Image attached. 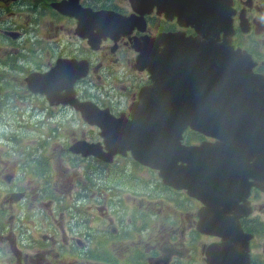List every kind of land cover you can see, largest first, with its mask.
I'll use <instances>...</instances> for the list:
<instances>
[{"label":"water","instance_id":"95a60500","mask_svg":"<svg viewBox=\"0 0 264 264\" xmlns=\"http://www.w3.org/2000/svg\"><path fill=\"white\" fill-rule=\"evenodd\" d=\"M207 1L131 0L139 5L137 12L158 7L168 17H179L181 26L193 25L199 36L161 34L139 44L142 70L153 84L141 91L130 118L77 104L72 90L68 102L116 148L105 161L131 151L137 161L158 169L163 183L186 190L204 205L198 230L224 241L216 261L248 264L251 236L243 233L241 218L252 213L251 188L264 193V76L253 72L247 51L232 45L227 0ZM188 127L215 142L184 145ZM76 148L84 155L97 153L96 146L84 143Z\"/></svg>","mask_w":264,"mask_h":264},{"label":"rangeland","instance_id":"374dc122","mask_svg":"<svg viewBox=\"0 0 264 264\" xmlns=\"http://www.w3.org/2000/svg\"><path fill=\"white\" fill-rule=\"evenodd\" d=\"M41 2L48 3L49 7L54 8L64 2L69 3L71 0H10L7 3H0V62H3L8 57L9 52L15 53V51L17 55L13 57L14 59L26 60L33 56L36 58V63L43 65L46 61L54 64L57 57L71 54L79 62H88L94 68L93 76L79 84L82 87L81 92L84 97L81 100L93 102L104 110L110 109V106L117 109L116 103L118 102L129 108L136 101L139 91V89L135 90L130 85L139 77L133 44H128L127 47L125 40L120 38L121 42L114 52L112 51L113 46L102 47L99 43L94 42L95 48H91L86 42L81 44L76 39L78 25L72 24L68 20L69 16L62 14L55 8V10L52 9L51 11L49 9V13L43 14H41L44 11L43 8H41V12L39 10L33 11V8ZM116 5L130 9L128 14L133 12L130 0H82L81 7L84 9L90 7L94 10L104 9L118 12ZM236 8L238 10L233 17L238 21L242 16L245 33L248 32L243 37L242 30H239L237 42L243 49L254 48L257 51V55L261 58L260 64H262L264 63V25L261 23L264 21V0H238ZM254 22L259 24L254 28V31H251L247 24H253ZM15 34H19V37L15 39L16 43L12 45L11 37L14 38ZM26 43L33 44L34 51L23 55L20 49ZM122 46H126L127 51L119 57L117 50ZM43 47H46L49 51L48 55L43 52ZM73 57L62 59L71 61ZM20 66L24 71L14 74L0 65V139L2 135L8 134L16 136L19 140L28 138L32 140L26 141L28 148L36 149L39 145L45 146L47 142L46 139H42L45 127L50 126L54 130H58V127L52 117H47L49 113L46 112V105H44L40 97L36 98V101L30 100L35 97L29 96L31 92L22 85L27 77V72L23 62L20 63ZM12 81L15 82V85ZM14 93L16 94L14 98L8 100L1 98L6 96V94ZM25 97L28 99L26 100ZM110 97L113 98L112 102L109 100ZM68 113L69 111L64 110V113L59 116V121L65 126L64 144H71L73 133L79 134L80 141L84 140V133L87 135L88 140H92L93 129L91 125L82 115H68ZM96 130L101 133L99 128ZM59 143L62 144V141ZM88 143L90 142L88 141ZM53 147L54 145L47 150L48 153L46 151L47 155L49 154L51 165L53 164ZM16 162L20 166L21 161ZM114 162L117 166V163H123V160L117 159ZM126 169L130 173L135 174V177L127 179L122 174L112 171L103 181L96 180L95 189L87 192L82 199L76 198L74 193L78 191L80 182L85 180L84 171L70 172L62 163L59 170L50 171L48 186H46L44 180H41V176L38 175L36 177L34 181L36 188L44 184L40 191L44 192L47 187L49 197L54 199L58 197L66 198L67 207L69 208L63 218L49 214V241L47 247L33 257L37 264H87L83 258H76L73 252V247L77 248L74 243L78 241L79 230H84L87 235H90L93 251H97V247L100 249L96 253L97 259L92 261L91 264H106V260H110L115 264H125L131 261L130 259L125 260L123 257L115 258L116 248L124 239L123 233L127 232L126 228L119 227L117 224V219L128 213V211L124 210L131 209L135 205L152 204L153 201L159 199L161 201H169L173 206L182 204V202L178 200V197L168 196L169 193L163 188L155 189L150 184L153 175L149 170H142L140 166L132 161H129L126 165ZM72 175L76 176L77 179L73 180V182L66 181V178ZM14 183H19L17 175L8 185L12 186ZM73 184H76L77 187L73 186ZM106 193H118L120 199L116 200L110 195L104 196ZM112 201L121 202L123 207H112L109 204ZM2 204H4V200H0V207ZM256 205L257 209L253 214L256 223L251 220L247 223V229L252 230V232L254 230L259 231L260 236L257 244L260 247L256 249L257 262L258 264H264V253L262 250L264 247V200ZM49 206L50 213L51 208ZM54 208H56L55 202ZM1 209L3 212L8 211L7 207L6 209ZM104 209L108 211L106 212ZM141 211L144 215V229L150 230L147 219L151 218L154 213L149 206L144 211L141 209ZM164 214L165 211H162L160 216L163 217ZM188 215V213H185L181 216L179 228L186 224L185 218ZM0 220L7 224L4 214H0ZM37 224L34 215L25 221V227L32 230L37 229ZM100 234L103 235L104 239L101 238ZM29 241H23L21 244L25 245ZM123 246H126V244L123 243ZM80 252L84 257H87L85 249L83 251L80 250ZM0 264L13 263L0 262ZM18 264L21 263L18 262Z\"/></svg>","mask_w":264,"mask_h":264},{"label":"flooded vegetation","instance_id":"af4514ba","mask_svg":"<svg viewBox=\"0 0 264 264\" xmlns=\"http://www.w3.org/2000/svg\"><path fill=\"white\" fill-rule=\"evenodd\" d=\"M9 1L10 0H0V3H7ZM43 3L41 2L33 8V11L35 12L36 10H39L41 12V8L44 10L41 14L49 13V9L52 11L53 8L49 7L48 3ZM176 3L177 0H174V5H176ZM207 3L208 5H211L214 1L208 0ZM60 5H62L63 8H58L57 10L62 14L69 16L68 20L72 24L78 25L77 35L79 37L76 35L78 42L81 44L86 42L90 45V39L96 37L97 35L96 16L94 15L93 10L90 7L87 9L82 8V0H71L69 3L64 2ZM220 14L223 15V11ZM146 21L150 34H153L155 31L174 32L177 30V28H175L177 23L173 19L158 17V20H151V16H148ZM237 27L240 30L243 28L240 23H238ZM18 37L19 34L14 35L12 45L16 43L15 39ZM109 39H105V41L103 39V45L105 47H110L116 44L113 39ZM121 40H123V38ZM121 40L117 43H120ZM131 42L133 46L136 44L134 40L127 38L125 45L128 47V44H131ZM42 50L47 55L49 54L46 47H43ZM250 50L252 54L256 56L257 51L254 48H251ZM33 51V44L30 43L22 45V48L20 49V52L23 55H26L28 52L32 53ZM15 55H17L16 51L15 53L9 52L8 57L3 62H0V65L4 68H10L12 71L16 67H19L20 70L24 71V69L20 66V63L23 62L26 68L27 77L24 79L22 85L29 92H31L29 87L32 85L34 92L37 94L34 95L31 92L29 96L35 98L30 100L36 101V98L38 97L42 99L44 105H46L45 110L49 113L47 114V117H52L56 121L59 131H53L51 137L45 144L46 151L54 145L52 151L53 164L51 165V169L49 168V154L47 155L48 151L47 153L46 151L41 152L32 162H30V155L28 151L32 149H29L28 147H15V149L22 154L21 158L18 160L21 161L20 166L16 161L12 162L4 159L3 154L0 152V200H4V204L0 207V214L5 215L7 222V224H5L2 220H0V262H11L13 264H18V262L21 264H37L33 257L37 253L43 251L47 247L49 241V214L63 218L69 208L67 207L68 203L66 198L58 197L54 199L53 197H49V191L46 189L47 187L44 192L40 191L44 184L42 186L40 185L41 187L39 186L36 188V184H34L36 177L38 175L41 176V180H44L46 186H48L50 171L59 170L62 163L70 172L84 171L85 180L80 182L78 191L74 193L76 196H79V193L87 186L95 183L96 180L103 181L109 175L107 169H105L106 167L109 165L113 166L115 164V160H120L125 157L119 154L115 155L113 157L112 164H107L95 157H83L81 155L72 154L69 150L70 147L81 139L78 133H73L71 144H64L65 126L59 121V116L64 113V110L69 111L68 115L78 114L77 111L71 107V104L68 102V98H61L57 95V93H52L51 89L57 90L58 92V88L61 84L65 87H71L77 96L76 98L80 101L88 102L87 100H81L84 97L81 92L82 87H80L79 84L84 82V77H77L75 73L69 72L66 69V66H69L74 71L79 69V67H83V64L79 65L80 62L71 54L57 57L54 64L46 61L44 65L36 63V58L33 56L26 60H16V58H13ZM65 57H73V59L71 61L63 60L62 58ZM59 61H62L63 63L68 62L57 67L63 72L62 77L55 74L48 79L51 69ZM261 65L264 66V63ZM139 75L146 77L145 73L142 72H139ZM25 99L27 100L28 98L25 97ZM110 101L112 102L113 100ZM116 104L117 109L113 106L109 107L114 113L122 110L124 107L120 102ZM91 128L93 129V139L88 140L87 135L84 133L83 141H86L87 143L89 141L91 144L98 145L96 146L97 155L99 157H103L106 153H108L107 147L103 142L104 139L101 137V133L96 130V127L91 126ZM11 137V135H8V138ZM61 141L62 144L59 143ZM102 142L103 144L99 145ZM115 149L116 148L111 145L110 153H112ZM130 154L131 153L128 152V157H130ZM90 166L95 167L90 168ZM63 173L65 172L63 171ZM15 175L18 176L19 183H14L12 186H9V182L13 180ZM75 179H77V177L72 175L68 176L66 181L73 182ZM73 186L77 187L76 184H73ZM250 200L252 204H255L253 197ZM49 202L51 204L50 206ZM54 202L56 208H54ZM189 203L188 207L180 206L179 209H184L192 213H194L197 209L194 224L192 220L188 219L187 223L179 228L181 219H178L177 214L171 213L173 206L167 204L163 205L164 211L168 212L165 222L162 223L161 217L158 218V222H152V230L148 231L145 236L141 235L144 228L141 226L143 220L142 217L140 219L139 215V207L144 208V204H141L140 206L135 205L131 209L124 210L128 211V213L122 215V218L118 220V223L123 226L128 225L132 230L125 242L126 246H123L122 242L119 246H117L115 258L128 257L131 261L125 264H218L215 262V253L216 251H219V247L223 245L224 242L217 236L202 234L197 229L196 225L198 222V212L204 205L199 200H197V202L189 200ZM48 206L51 208L50 213ZM6 207L8 211L3 212L1 208L6 209ZM153 207L154 209L160 207V202H154ZM32 215H34L38 223L36 225V230L25 227V221L30 219ZM247 221L248 220H244V229L247 233H251L252 230L247 229ZM23 241L29 242L24 245L21 244ZM145 243L153 246L152 252L150 250L144 251L142 249ZM257 243L258 240L255 236L254 240L251 242L252 253L253 250H255L254 253H256V249L260 247ZM77 244H81L80 239ZM85 245L89 246L88 251L92 250V241L90 240V237L87 241H85ZM210 247H214L216 250L209 252ZM73 250L76 258H83L84 262L87 264L92 263L90 258L84 257L79 248L73 247ZM98 250L99 247H97V251ZM60 253L63 255L61 251ZM173 258H178L180 260L171 263ZM110 264L115 263L110 262ZM253 264H258L257 256L255 257Z\"/></svg>","mask_w":264,"mask_h":264}]
</instances>
